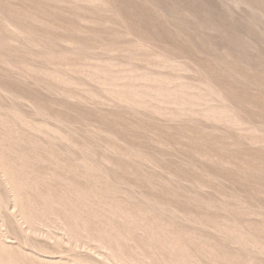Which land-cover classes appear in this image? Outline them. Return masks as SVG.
<instances>
[{
    "label": "rangeland",
    "instance_id": "374dc122",
    "mask_svg": "<svg viewBox=\"0 0 264 264\" xmlns=\"http://www.w3.org/2000/svg\"><path fill=\"white\" fill-rule=\"evenodd\" d=\"M0 264H264V0H0Z\"/></svg>",
    "mask_w": 264,
    "mask_h": 264
}]
</instances>
